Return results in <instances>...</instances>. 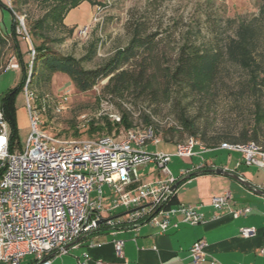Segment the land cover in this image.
Here are the masks:
<instances>
[{"label": "rangeland", "instance_id": "1", "mask_svg": "<svg viewBox=\"0 0 264 264\" xmlns=\"http://www.w3.org/2000/svg\"><path fill=\"white\" fill-rule=\"evenodd\" d=\"M2 3L13 10L17 21L16 32L26 35L25 18L34 21L50 10L52 4L29 0L18 7H14L11 0H1ZM262 0H95L92 3L83 0L75 7L69 9L63 17V24L72 26L66 28L57 24L47 25L45 33L55 39L50 45L62 54L72 55L76 58L87 54L90 47L95 45L96 52L92 60L84 63L86 68H95L103 64L113 53L125 47L129 32L127 25L132 18L144 17L147 32H153L155 47L152 56L160 60H173L177 57V48L183 37L200 46L203 50L221 45L233 31L240 19L249 20L258 13ZM100 7L101 22H94L93 17L96 7ZM10 15L0 12V28L8 29ZM91 25V31L85 38H80L78 29ZM21 51L24 53V62L29 59L27 44L31 48L28 37L25 40L18 36ZM256 58L264 67V33L260 36ZM15 56L10 45L0 51V73L4 70L11 57ZM148 57V56H147ZM140 59V56L138 57ZM125 65L131 68L136 65ZM164 63V62H163ZM4 84L10 83L11 87L0 91V97L9 90L17 87L21 81L20 69H11L2 74ZM108 78L99 80L90 90L81 92L76 89L69 78L60 72L52 75L46 86H29L32 93L30 105L38 114L39 128L56 138H86L99 135H115L123 133L125 127L115 124L111 120L112 114L122 117L123 112L129 113V118L137 128H142L141 115L148 113L153 121L158 123V130L164 129V119L173 122L177 119V108L183 105L188 116L194 117L199 128V134L205 132L204 140L197 136L199 142L206 145L208 140L225 133L237 135L244 127L253 124L254 109L258 103L264 107V85L261 90L254 93L245 89L246 73L244 70L223 62L219 74L211 88L204 93H189L187 98L175 100H150L147 96L139 97L134 92L115 95L104 90ZM184 92H182L183 95ZM66 97L67 100L62 102ZM16 115L15 150L22 152L26 147V139L31 130L24 90L15 95L14 100ZM60 107V111L56 109ZM141 120V121H140ZM108 121L113 128L111 131H96L88 136L86 129L89 123L103 124ZM258 141L264 148V120L261 123ZM77 131L75 135L73 132ZM163 133H167L166 131ZM169 135V133H168ZM176 141L182 140L184 134L170 135ZM223 142V141H222ZM207 147V146H206ZM145 152L165 151L172 155L168 168L178 178H184L181 172L190 167L192 163L200 161L201 156L182 158L174 155L175 145L160 143L157 146L148 142L141 147ZM230 154L234 158V151L219 150L203 155L217 156L218 158ZM241 168L249 170L256 176H261L264 169L255 164L245 165ZM139 170V169H138ZM178 191V190H177ZM103 206L112 199L107 198L108 187H102ZM97 193L90 194L96 198ZM112 196V195H111ZM114 197V196H113ZM115 198V197H114ZM113 198V199H114ZM112 202V201H111ZM123 208H116L112 214L124 212Z\"/></svg>", "mask_w": 264, "mask_h": 264}, {"label": "built area", "instance_id": "2", "mask_svg": "<svg viewBox=\"0 0 264 264\" xmlns=\"http://www.w3.org/2000/svg\"><path fill=\"white\" fill-rule=\"evenodd\" d=\"M101 8L96 7L93 21L101 22ZM91 25L78 29L80 38L91 31ZM34 51L31 48L30 55ZM18 62L11 57L4 70L18 69ZM30 68V67H29ZM23 88L31 130L26 139L24 151H9V126L3 114L0 100V262L19 264L26 255H34L42 264L53 251L64 253V247L77 241L83 235L99 229L101 223V198L103 185L115 194L109 209L123 207L127 210L125 219H106L103 224L110 227L129 225L137 228L141 223H150L161 232L177 228L180 223L196 226L204 222V216L190 204H171V187L175 177L168 163L171 154L156 151L145 152L141 147L147 142L156 145L161 135L153 125L124 129L115 135H99L86 138H56L39 128V118L31 108L32 93ZM67 100L66 97L62 102ZM60 111V107L56 109ZM111 120L121 121L118 114ZM168 126H177L169 118ZM219 148L236 151L242 155L246 165L264 167V151L254 142H221ZM206 146L193 136H186L175 142L174 155L190 158ZM155 163L161 174L155 182L140 183L133 189L128 185L136 179V167ZM96 192L94 199L90 194ZM231 194L223 191L211 198L216 210L229 209ZM249 207L231 209L233 217L244 215ZM180 219L172 221V217ZM255 234L253 227H242L239 235L249 237ZM117 263L95 260L94 264H127L123 255L122 239L112 241ZM205 242L196 240L189 248L193 264L206 259ZM264 255V245L258 250ZM211 259V264H214ZM78 264H84L78 261Z\"/></svg>", "mask_w": 264, "mask_h": 264}, {"label": "trees", "instance_id": "3", "mask_svg": "<svg viewBox=\"0 0 264 264\" xmlns=\"http://www.w3.org/2000/svg\"><path fill=\"white\" fill-rule=\"evenodd\" d=\"M29 0H11L14 7L20 8L22 3ZM41 3L52 4L40 18L30 21L25 18L26 35H18L16 32L17 21L13 10L6 7L0 0V12L9 13V28H0V51L10 45L15 52V58L21 71L19 85L6 94L1 100V108L9 126V151L15 149L16 115L15 95L23 90L26 81L29 86H46L54 73L65 74L78 91L90 90L99 80L108 78L104 90L115 95L134 92L137 96H147L150 100H175L187 98L189 93H204L215 82L223 62L230 63L246 73L245 89L254 93L261 90L264 85V67L256 58L260 36L264 33V0L259 6L258 13L249 20L240 19L231 36L213 48L203 50L200 46L183 37L177 48V57L173 60H160L152 56L155 47V33L147 32L146 19L144 17L132 18L128 25L129 39L125 47L117 49L103 64L95 68H86L84 63L92 60L96 47L92 45L83 57L76 58L72 55L62 54L55 50L51 44L55 39L45 33L48 25L57 24L64 26L62 20L66 12L83 0H32ZM95 3V0H88ZM18 36L24 40L29 39L34 51L30 55V46L27 45L29 59L24 62V53L21 51ZM140 56V59L138 57ZM148 56V57H147ZM136 65L131 68H123L125 65ZM164 62V63H163ZM30 67V68H29ZM4 71V70H3ZM182 92L183 95H182ZM177 126L164 125V129L158 130L159 125L148 113L141 115L144 126L153 125L154 131L164 138H172L170 135L184 134L202 140L205 132L199 134V128L194 117L185 112V107L177 108ZM140 120V121H141ZM264 120V107L258 103L254 109L253 124L244 127L237 135L225 133L221 136L206 141L207 147H215L222 141L227 143H247L258 141L261 123ZM119 124V123H115ZM125 129L135 126L129 118V113L123 112L121 123ZM113 125L108 121L103 124L89 123L86 132L89 135L96 131H111ZM167 133H163V132ZM75 135L77 131L73 132ZM169 133V135H168ZM186 137V136H185ZM259 146V145H258ZM260 147V146H259ZM261 148V147H260ZM262 149V148H261ZM264 151V148L262 149ZM202 172H211L204 169ZM172 204V203H171Z\"/></svg>", "mask_w": 264, "mask_h": 264}, {"label": "crops", "instance_id": "4", "mask_svg": "<svg viewBox=\"0 0 264 264\" xmlns=\"http://www.w3.org/2000/svg\"><path fill=\"white\" fill-rule=\"evenodd\" d=\"M10 70L0 73V91L11 87L10 83L4 84L2 78V74ZM175 142V139L161 136L160 142L155 146L160 143H165L167 146L170 143L175 145ZM219 150L229 151L217 145L206 147L204 151L194 155L201 156L200 161L196 164L192 163L190 167L181 172L185 173L184 177L189 174L193 175L179 183L170 200L173 205L183 203L195 206L204 216L202 224L189 226L180 223L177 228H169L161 232L158 227L150 223H141L137 228L129 225L110 227L101 223L98 230L80 237L66 252L53 251L48 253L45 259H49V264H78V261H83L84 264H94L95 260L117 263L118 258L115 256L112 241L122 239L124 241L123 255L127 264H193L189 257V248L193 242L202 239L205 242L206 259L201 264H211V259H214V264H264V255L258 252L259 248L264 245V195L249 190L230 177L202 171L222 167L238 174L253 187L263 191L264 173L256 176L249 170L241 168L242 155L236 151H234L237 153L235 158L230 154L220 158L211 155L203 158V155ZM159 178L161 174L155 163L139 165L136 167V179L128 185V189H133L140 183L155 182ZM108 191L107 198L112 199L103 206L102 200L106 196L102 194L101 218L125 219L127 210L123 207L121 208L125 210L124 212L112 214L120 206L109 209L115 194L109 187ZM223 191H229L231 194L230 208L216 210L211 205V198ZM243 207H249L250 211L233 217L230 210ZM179 219L180 217L176 216L171 220ZM242 227H253L255 234L249 237L240 236L239 229ZM0 264L8 263L0 262ZM19 264L42 263L36 260L34 255H26L20 259Z\"/></svg>", "mask_w": 264, "mask_h": 264}, {"label": "water", "instance_id": "5", "mask_svg": "<svg viewBox=\"0 0 264 264\" xmlns=\"http://www.w3.org/2000/svg\"><path fill=\"white\" fill-rule=\"evenodd\" d=\"M211 172L217 174V175H223V176H227V177H230L234 180H236L237 182H239L240 184H242L243 186L247 187L249 190L257 193V194H260V195H264V191L260 188H257V187H253L249 182H247L245 179H243L242 177H240L238 174L232 172V171H228L222 167H215V168H212L210 169ZM191 175L193 174H189L187 175L186 177L178 180L174 185H172L171 187V192H174L177 188V186L179 185V183L183 180H185L186 178H189ZM106 219H101L99 222L102 223L104 222ZM77 241L73 242V243H69L67 244L65 247H64V250H67L69 247H71L74 243H76Z\"/></svg>", "mask_w": 264, "mask_h": 264}]
</instances>
